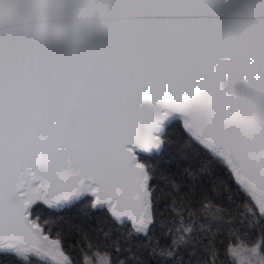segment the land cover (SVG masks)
I'll list each match as a JSON object with an SVG mask.
<instances>
[{"label": "snow or ice", "instance_id": "6c2138e0", "mask_svg": "<svg viewBox=\"0 0 264 264\" xmlns=\"http://www.w3.org/2000/svg\"><path fill=\"white\" fill-rule=\"evenodd\" d=\"M0 264H264V0H0Z\"/></svg>", "mask_w": 264, "mask_h": 264}]
</instances>
